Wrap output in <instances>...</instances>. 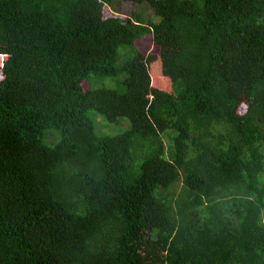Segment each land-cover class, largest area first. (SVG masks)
Masks as SVG:
<instances>
[{
  "label": "trees",
  "instance_id": "obj_1",
  "mask_svg": "<svg viewBox=\"0 0 264 264\" xmlns=\"http://www.w3.org/2000/svg\"><path fill=\"white\" fill-rule=\"evenodd\" d=\"M0 264H264V0H0Z\"/></svg>",
  "mask_w": 264,
  "mask_h": 264
},
{
  "label": "rangeland",
  "instance_id": "obj_2",
  "mask_svg": "<svg viewBox=\"0 0 264 264\" xmlns=\"http://www.w3.org/2000/svg\"><path fill=\"white\" fill-rule=\"evenodd\" d=\"M144 9H145L144 14H145V17L147 19L153 18L154 20L159 21V18L153 13V11L151 9H149V8H144ZM138 46L142 50H144L145 52H149L151 50H154V47H152V44L149 42H146V43L140 42L138 44ZM123 49H124V47L122 46L121 50H123ZM123 59H125V58L121 57L120 61H123ZM96 85L106 86V87H117V88L119 87L118 80L113 78V77L99 78V79L95 80V82H94V87H96ZM91 116L95 120L97 132L99 134H102V135H104V134H110V135L119 134V133L126 131L130 127L129 120L126 117L120 118V120L117 123H111L103 115L99 114L95 110L91 111ZM53 133H56V131H52V130L48 131L47 136L45 137V140H44L46 145L53 146V145H55V143H57L60 140L59 137L55 138V137L50 136Z\"/></svg>",
  "mask_w": 264,
  "mask_h": 264
},
{
  "label": "bare ground",
  "instance_id": "obj_3",
  "mask_svg": "<svg viewBox=\"0 0 264 264\" xmlns=\"http://www.w3.org/2000/svg\"><path fill=\"white\" fill-rule=\"evenodd\" d=\"M129 53V52H128ZM128 55V54H127Z\"/></svg>",
  "mask_w": 264,
  "mask_h": 264
}]
</instances>
